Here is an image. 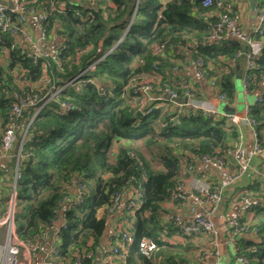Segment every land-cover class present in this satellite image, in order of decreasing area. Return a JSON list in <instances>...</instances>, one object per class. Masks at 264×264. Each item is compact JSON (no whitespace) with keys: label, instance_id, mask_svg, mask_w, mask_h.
<instances>
[{"label":"trees","instance_id":"obj_1","mask_svg":"<svg viewBox=\"0 0 264 264\" xmlns=\"http://www.w3.org/2000/svg\"><path fill=\"white\" fill-rule=\"evenodd\" d=\"M19 2L38 11L50 5L49 0ZM225 2L231 11L230 0ZM6 21L18 24V14L7 10ZM215 21V8L204 7L203 0H61L46 24V38L57 40V56L37 60L28 56L26 44L0 27V141L13 106L21 98L29 99L16 128L18 146L28 127L19 163L21 178L15 183L14 225L20 240H39L51 220L59 217L68 190L80 180L86 186L85 199L64 211L67 228L60 234L59 254L48 260L63 264L80 255L83 264H93V251L106 226V216L100 217L98 211L106 213L113 194L132 186L142 191V203L131 218L133 241L127 263L164 264L160 255L153 260L142 254L139 241L147 236L165 251V264H183L171 256L174 246L167 236L177 233V227L175 220L162 219V204L173 201L171 193L181 180L186 154L216 150L224 154L238 130L225 116L165 110L157 102L163 99L153 101L150 112L135 115L138 107L123 94L134 77H150L156 62L159 79L154 94L174 91L185 97L191 91L201 99L198 83L174 73L179 66L171 55L183 58L181 50L190 47L194 61L200 57L204 63L205 79L213 82L218 95L226 94L233 102L236 69L231 60L243 46L232 38L206 41ZM257 37L264 40V24ZM158 43H164L165 56L154 54ZM245 74L248 92L261 89L264 48ZM261 94L263 99L247 113L264 146ZM12 153L14 168L17 148ZM255 216L238 217L249 229H258L259 240L243 237L237 244L249 264H264V203Z\"/></svg>","mask_w":264,"mask_h":264},{"label":"built area","instance_id":"obj_2","mask_svg":"<svg viewBox=\"0 0 264 264\" xmlns=\"http://www.w3.org/2000/svg\"><path fill=\"white\" fill-rule=\"evenodd\" d=\"M61 0H49L50 5L43 7L40 10V14L37 21V26L40 33V38L31 32L30 26L28 23L29 16L37 12L38 10L34 7H26L19 0H12L14 6L10 8L7 2L0 0V27H6L7 31L22 40L24 44L28 46V56H32L34 59L41 57L52 56L56 58L57 50L56 45L54 48L45 50L41 39H47V21L51 12L59 9V3ZM204 7L215 8L216 21L211 25V32L206 41L210 43L218 40L221 36L227 35L232 39L239 41L243 48L237 53V55H242L245 57V71L253 68L255 65V59L262 53L264 48V40L259 39L257 34L262 32L264 24V5L258 8V22L259 25L251 32H246L243 30L237 20L231 15V11L226 4L225 0H203ZM138 5H136L135 10H137ZM7 10H13L18 14V24L11 25L6 21ZM153 52L155 55L165 56V45L164 43H158L154 45ZM197 52V51H196ZM196 65L199 73L204 77V63L200 57L196 59ZM153 74L150 77H134L131 79L129 85L125 87V92L123 96H130L133 99V102L138 107L140 111H151V105L155 100H161L160 95L155 97L153 90L156 81H158V65L156 62L152 64ZM80 75L75 77L73 80L66 83L69 85L75 80H78ZM243 76V82L245 89L247 90V81ZM264 93V85L262 89ZM168 95L172 98H179V96L174 91H167ZM263 94H260L256 98V103L261 101ZM53 95L50 96L52 98ZM185 97L189 99L187 104H182V106L187 107V111H202L205 114L218 116L217 110L208 106L207 104L200 102L191 91L185 92ZM219 98L221 100H227L226 94H220ZM48 101V100H47ZM47 101H45L42 106H44ZM29 104V99L21 98L19 103L15 104L12 108V118L9 126L4 130L1 138V148L5 153H12L17 148V161L15 166V183L21 178V173L19 172V163L21 159V152L23 147L24 138L26 137L28 127L23 130L22 138L16 146L17 135V119L21 116L25 107ZM68 107V106H67ZM228 121L232 125L240 126L241 123H249L254 126V120L247 115L243 118H239L237 115H230ZM254 130V129H253ZM255 144L253 146V154L255 156H260L264 153V146L259 145L257 141V133L253 131ZM242 135H240V138ZM229 150V149H227ZM226 150V152H227ZM198 159L213 169L217 170L219 174L226 180L228 184H235L238 182L244 175H246L250 170V160L245 155V152L241 146L234 149L232 158L227 157L226 153H219V150L213 151L211 153H205L198 156ZM74 186L76 187V200L75 204H82L85 195H86V186L80 180H75ZM194 186L199 191L196 192H187L185 190V185L182 180H179L176 184V187L171 193V199L179 203H187L189 199H194V203L190 205V216L186 220H181L180 217H176L175 226L177 227V232L185 237L201 236L207 235L212 237L215 233V223L213 217L218 210V207L223 199V190L222 186L215 187L211 186L209 183L199 182L197 179L194 183ZM132 188L133 194L130 196L125 204L126 210L128 211V216L124 220L117 232V239L111 246L113 255L121 260L123 263L127 262V258L130 252V244L133 241L131 235V229L133 227L134 214L141 206V197L142 191L138 188ZM122 192H115L112 197V202L108 207L109 212H113L117 209L122 199ZM66 199V198H65ZM64 199V201H65ZM15 184L10 198V209L6 217L0 218V226L6 225V235L3 241L0 242V264H20V256L23 250H26L29 254H33L38 251L39 244L38 240H25L22 241L19 239L15 225H14V214H15ZM64 204V202H63ZM258 205V202L250 200L248 198L244 199V205L242 207L241 213L230 218L228 220V233L227 239L229 242L234 245V256L237 264H249V258L239 253V247L237 240L246 236H255L254 239L250 237L251 240L258 241V229L252 228L249 229L246 223H243L239 215L250 214L254 206ZM59 215L62 210H58ZM58 220H51V225L48 230H52V237L58 236L67 228L65 220H62L60 226H56ZM47 230V231H48ZM216 245V255H218L217 244ZM139 247L144 256L149 259L159 260L160 257H157V252L159 251V244L156 240L151 237H142L139 241ZM256 248H252V251H255ZM59 254L58 246H54L51 249V252L47 258L48 264H54L51 262L50 258H54ZM85 256H89L90 253H85ZM73 264H83L81 256L76 255L73 259Z\"/></svg>","mask_w":264,"mask_h":264},{"label":"crops","instance_id":"obj_3","mask_svg":"<svg viewBox=\"0 0 264 264\" xmlns=\"http://www.w3.org/2000/svg\"><path fill=\"white\" fill-rule=\"evenodd\" d=\"M3 1L9 2V0ZM230 2L231 15L237 20L243 30L251 33L259 25L258 8L264 5V0H230ZM39 14L40 10L30 15L28 19L30 30L36 38H40L37 26ZM225 38L230 39L227 35H223L219 39ZM17 40L24 45L22 40L19 38H17ZM56 41L55 38L41 39L43 46L50 49L54 48L57 44ZM181 51L183 52V58H177L171 55L179 66L174 68V73L181 78H187L193 85L198 83L200 88L199 92L202 94V98L198 99L200 102L215 108L218 116H225L227 119L230 115H237L239 118H243L248 114L249 106L256 103V98L262 93L263 86L253 93L245 89L243 82L245 65H242V55H237V57L231 60V64L235 65L236 69V94L233 102H229L228 100H221L214 85H212L213 82L201 76L196 62L192 55L189 54L190 47L189 49L183 48ZM240 70L241 79L238 78V72ZM166 94H168L167 91L160 94L163 100L157 101L159 105L165 107V110L182 114L187 112L188 109L186 106L166 99ZM154 95L157 98V94ZM228 122L232 125L230 121ZM235 127L238 130V135L231 140L230 149L227 150L226 155L232 158L234 149L241 146L251 163L249 172L235 184H228L217 170L203 164L198 159L197 155L186 154L182 159L183 170L180 179L184 182L187 192H199L194 186L197 179L199 182L209 183L211 186H215L213 183H218L216 185L224 188L223 199L213 217L215 233L212 237L201 235L185 238L178 232H174L167 236V240L174 246V249L171 251V256H175V258L181 260L183 264H237L234 256V245L227 239L228 220L241 213L244 199L246 198L258 202V205L252 209L250 214L246 215L249 219H251V217H256L255 214L257 209L264 203V153L260 156H255L253 154V146L255 144L253 134L255 130L253 129L255 128L249 123H241L240 126ZM240 135H242L241 138ZM12 159L13 153H5L1 148L0 141V218L6 217L10 209V198L15 184V167H10ZM68 192L69 194L66 196L61 214L57 218L58 221L56 222V226L62 224L64 211L75 205L77 196L76 187L73 185ZM132 194V188H126L122 193V199L116 210L113 212L107 211L106 213L104 209L98 211L100 217L106 216V226L95 251H93V264H128L127 262L123 263L113 255L111 246L117 239V232L122 222L126 220L128 216L125 204ZM193 203L194 199H189L187 203L183 204L171 200L164 202L162 204L164 212L161 213V217L167 222L175 220L176 217H180L181 220L184 221L190 216L191 212L189 207ZM6 230L7 227L5 224L0 226V242L4 240ZM250 237L252 239L255 238V236H246L245 238ZM59 240L60 238L57 235L52 237V230L46 231L38 240L39 249L37 252L29 254L26 250L22 251L20 264H48L47 258L51 249L58 245ZM214 241L217 244L218 255L215 253L216 245H214ZM163 252L164 253L160 250L157 252V255H160L162 260L164 259L165 264V251ZM90 253L92 254L91 250ZM63 264H73V259H69ZM136 264L142 263L138 262ZM153 264H161V262H154Z\"/></svg>","mask_w":264,"mask_h":264},{"label":"water","instance_id":"obj_4","mask_svg":"<svg viewBox=\"0 0 264 264\" xmlns=\"http://www.w3.org/2000/svg\"><path fill=\"white\" fill-rule=\"evenodd\" d=\"M137 3H138V1H137ZM8 5L10 8H13L14 4H13L12 0H9ZM241 61L243 63L242 65H245V57H243L241 59ZM240 72H241V70L238 72V78L239 79L242 78L240 75ZM165 97H166V99L174 101V102L179 103V104H187L189 101V99L187 97L172 98L168 94H166ZM142 113H143L142 111L138 110L135 115H142Z\"/></svg>","mask_w":264,"mask_h":264},{"label":"rangeland","instance_id":"obj_5","mask_svg":"<svg viewBox=\"0 0 264 264\" xmlns=\"http://www.w3.org/2000/svg\"><path fill=\"white\" fill-rule=\"evenodd\" d=\"M240 81V80H239ZM240 86H241V83H240ZM250 98V97H249ZM251 99V98H250ZM241 105V104H240Z\"/></svg>","mask_w":264,"mask_h":264}]
</instances>
